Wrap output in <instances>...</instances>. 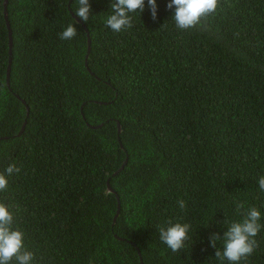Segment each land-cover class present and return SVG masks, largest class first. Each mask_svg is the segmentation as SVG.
<instances>
[{
	"label": "trees",
	"instance_id": "16d2710c",
	"mask_svg": "<svg viewBox=\"0 0 264 264\" xmlns=\"http://www.w3.org/2000/svg\"><path fill=\"white\" fill-rule=\"evenodd\" d=\"M112 2L80 24L76 0H9L8 21L0 0V173L20 169L0 202L32 264H230L216 251L231 223L256 207L264 225V0H220L188 30L171 0L155 20L146 0L121 32ZM169 222L192 226L178 252ZM255 239L240 264H264Z\"/></svg>",
	"mask_w": 264,
	"mask_h": 264
},
{
	"label": "clouds",
	"instance_id": "9594fccd",
	"mask_svg": "<svg viewBox=\"0 0 264 264\" xmlns=\"http://www.w3.org/2000/svg\"><path fill=\"white\" fill-rule=\"evenodd\" d=\"M146 0H113L111 14L106 19V25L113 32H121L133 26V13L145 11ZM78 5L75 15L87 22L92 15L90 0H76ZM152 18L157 19L158 6L156 0H147ZM220 5V0H171L168 9L175 8L173 20L180 30H188L200 26L202 21L214 14ZM77 27L69 24L61 33L62 40H70L77 35ZM20 169L15 164L9 165L4 173H0V191L8 187V178L13 173H19ZM6 173V174H5ZM259 189L264 191V176L258 180ZM179 207L185 208V202L179 201ZM243 204L238 205L243 208ZM262 214L256 207L247 210L242 221L233 222L227 228L223 236V249H217L216 257L222 262L227 260L230 264H240L247 260L259 246L255 237L264 228L260 223ZM14 214L10 206L0 202V264H11L13 260L17 264H32L34 253L25 247V234L22 230L13 228ZM189 223H168V226L159 229L160 239L173 252H178L185 246L191 231ZM219 235L210 237L211 247H217Z\"/></svg>",
	"mask_w": 264,
	"mask_h": 264
},
{
	"label": "water",
	"instance_id": "95a60500",
	"mask_svg": "<svg viewBox=\"0 0 264 264\" xmlns=\"http://www.w3.org/2000/svg\"><path fill=\"white\" fill-rule=\"evenodd\" d=\"M8 3H9V0H5V16H6L7 21H8V13H7ZM73 16H74V15H73ZM74 18H75L76 22H78V23H80V24L82 23V22L79 20L78 17L74 16ZM8 28H9V40H10V58H9V66H8L7 77H8V85H9V84H10V75H11V63H12V49H13L12 32H11V28H10V24H9V23H8ZM89 46H90V41H89ZM89 53H90V48H89V52H88L87 58H88V56H89ZM24 129H25V127L22 128L20 134H22V133L25 131ZM118 133L121 134V126H119V131H118ZM0 140H3V139H0ZM125 164H126V163H125ZM125 164L121 167V169H120L119 171H121V170L124 168ZM119 171H118V172H119ZM118 172H117V173H118ZM117 173H116V174H117ZM107 192H108V193H113V192H114L113 189H112V187H111L109 184H108V190H107ZM119 214H120V203H119V206H118V212H117V216H116V218H115V222H116V220H117Z\"/></svg>",
	"mask_w": 264,
	"mask_h": 264
}]
</instances>
